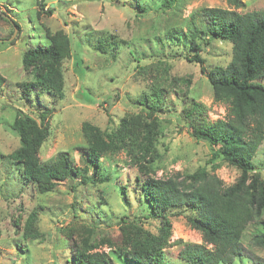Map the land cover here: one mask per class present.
I'll return each instance as SVG.
<instances>
[{"label": "rangeland", "instance_id": "374dc122", "mask_svg": "<svg viewBox=\"0 0 264 264\" xmlns=\"http://www.w3.org/2000/svg\"><path fill=\"white\" fill-rule=\"evenodd\" d=\"M163 1L0 0V264H73L76 251L85 249L109 253L118 264L116 254L122 256L138 234H158L162 226L161 219L150 218L137 190L138 168L130 165L123 151L101 159L109 183H98V176L90 183L56 179L47 192L24 184L19 166L10 158L21 146L12 128L20 113L34 122L32 138L44 113L49 131L38 150L42 163L66 152L83 165L87 143L81 128L85 122L111 133L120 132L124 122L152 120L157 121L160 133L156 144L160 159L151 165L155 177L204 169L226 186L239 178L240 172L225 162L212 164L209 144L192 135L188 112L193 103L201 105L203 115H195L206 123L224 118L226 107L214 100L200 65L186 58L193 53L184 40L194 14L233 7L227 0H178L169 10L161 8ZM241 1L245 7L238 12L242 14L264 12V0ZM140 6L148 12L139 14ZM54 36L66 39V55L61 60L65 97L58 101L45 93L38 96L31 87L28 100L26 85L34 83V72L23 66V55L28 49L48 45ZM201 49L207 73L231 62L232 43L226 40L208 38ZM256 83L264 86V78ZM155 88L162 91V104L150 118L138 101L151 98ZM253 162L262 171L264 142ZM33 213L38 233L34 239L25 236ZM189 214L174 210L168 216L167 264H186L181 258L185 246L203 243L201 233L188 223ZM258 230V224L245 230L243 254L233 264H264V248L253 240Z\"/></svg>", "mask_w": 264, "mask_h": 264}, {"label": "trees", "instance_id": "16d2710c", "mask_svg": "<svg viewBox=\"0 0 264 264\" xmlns=\"http://www.w3.org/2000/svg\"><path fill=\"white\" fill-rule=\"evenodd\" d=\"M177 2L164 0L161 8L171 10ZM227 2L233 10L207 8L194 14L187 24L184 40L188 41L193 53L186 58L200 65L214 100L226 107L224 118L206 123L195 115H203L201 105L193 103L188 112L193 120L189 123L192 135L197 141L209 144L212 164L221 160L240 172L234 184L226 186L215 173L204 169L187 175L177 173L169 178L155 177L151 165L160 159L156 149L160 135L157 121L124 122L120 132L111 133L85 122L81 128L87 143L83 165L76 164L66 152L59 153L52 162H40L38 150L49 131L44 113L40 115V128L33 138L31 126L34 122L22 113L12 125L20 136L21 146L10 158L19 166L20 178L24 184L37 185L46 192L56 179L71 178L90 183L96 182L98 176V183H109L110 178L102 173L101 159L121 151L125 152L130 165L138 168L137 190L150 210V218L161 219L162 226L158 234H138L124 248L122 256L116 254L118 264H167L164 252L171 245L168 216L174 210L190 211L188 223L202 235V244L187 245L182 251L181 258L186 264H233L243 254V234L251 224H258L259 228L254 243L264 248V167L260 171L253 162L264 142V86L256 83L264 78V12L242 14L238 12L245 7L241 0ZM138 9L142 15L148 12L145 6ZM208 38L232 43L231 62L209 73L201 57L202 42ZM178 39L181 40L180 36ZM65 44L66 39L54 36L48 45L24 53L23 66L33 68L34 72V83L29 87L26 85L27 89L36 88L38 96L45 93L58 101L64 99L61 60L66 55ZM154 90L151 98L145 96L138 101L150 118L159 113L162 104V91ZM31 91H28V100ZM36 219L35 213L29 216L26 237L34 239L38 236ZM114 261L109 253L85 249L76 251L72 263L114 264Z\"/></svg>", "mask_w": 264, "mask_h": 264}]
</instances>
